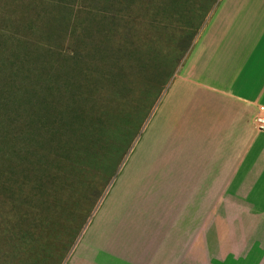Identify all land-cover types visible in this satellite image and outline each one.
I'll use <instances>...</instances> for the list:
<instances>
[{
	"label": "rangeland",
	"instance_id": "1",
	"mask_svg": "<svg viewBox=\"0 0 264 264\" xmlns=\"http://www.w3.org/2000/svg\"><path fill=\"white\" fill-rule=\"evenodd\" d=\"M220 1L0 0V264L150 242L139 223L213 159L180 151L213 106L178 76Z\"/></svg>",
	"mask_w": 264,
	"mask_h": 264
},
{
	"label": "crops",
	"instance_id": "2",
	"mask_svg": "<svg viewBox=\"0 0 264 264\" xmlns=\"http://www.w3.org/2000/svg\"><path fill=\"white\" fill-rule=\"evenodd\" d=\"M179 74L199 89L204 110L213 106L212 116L183 120L180 151H213L212 162L188 164L191 178L164 196V218L139 223L148 244L130 257L124 245L87 244L83 264H264V131L255 124L264 0H221Z\"/></svg>",
	"mask_w": 264,
	"mask_h": 264
},
{
	"label": "built area",
	"instance_id": "3",
	"mask_svg": "<svg viewBox=\"0 0 264 264\" xmlns=\"http://www.w3.org/2000/svg\"><path fill=\"white\" fill-rule=\"evenodd\" d=\"M255 124L259 130L264 131V106L260 107L259 113L255 117Z\"/></svg>",
	"mask_w": 264,
	"mask_h": 264
}]
</instances>
